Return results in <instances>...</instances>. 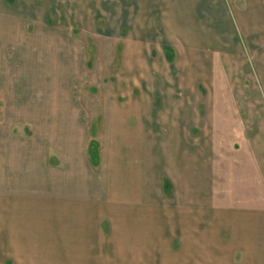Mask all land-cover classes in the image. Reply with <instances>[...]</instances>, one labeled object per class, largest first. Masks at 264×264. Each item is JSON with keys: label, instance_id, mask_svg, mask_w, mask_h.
Here are the masks:
<instances>
[{"label": "crops", "instance_id": "crops-1", "mask_svg": "<svg viewBox=\"0 0 264 264\" xmlns=\"http://www.w3.org/2000/svg\"><path fill=\"white\" fill-rule=\"evenodd\" d=\"M194 1L192 8L209 5L208 0ZM230 1L234 25L226 13L220 19H195L200 12L191 8L192 25L186 29L243 34L250 50L263 57L260 33L241 24L264 22V2L243 0L246 19L235 8L242 0ZM209 23L219 31L209 33ZM9 35L7 41L0 39V261L9 252L29 262L31 248L40 245H78L76 257L86 263L90 246L106 244L96 228L107 220L108 241L119 247L115 260L121 264L129 263L123 249L129 243L140 246V264H264V106L247 103L238 93L249 80V97L260 100L256 74L240 58V48L232 53L218 43L228 64L221 67L217 58L216 66L212 63L216 74L209 79L201 114L183 110L187 99L175 93L169 95L168 109L148 103L140 109V95L123 104L106 103L96 167L81 99L69 88L81 78L79 47L63 41L53 50L45 34H35L38 41L32 38L25 45L17 42L18 34ZM164 47L173 52L172 46L163 44L161 50L173 67L174 57L167 58ZM193 50L210 53L204 41ZM230 53L236 60H229ZM203 65L201 58L195 70L207 77L211 67ZM124 68L130 69L128 62ZM185 81L178 85L184 88ZM135 87L140 90L139 84ZM153 95L163 100L154 84ZM195 118L201 123L197 140ZM18 123L30 126V137L25 128L13 133Z\"/></svg>", "mask_w": 264, "mask_h": 264}, {"label": "rangeland", "instance_id": "rangeland-1", "mask_svg": "<svg viewBox=\"0 0 264 264\" xmlns=\"http://www.w3.org/2000/svg\"><path fill=\"white\" fill-rule=\"evenodd\" d=\"M243 2V0L238 1L240 6L235 8L239 9L241 13L244 12L243 15L247 19L248 7L244 6ZM192 3L195 1L0 0V39L5 38L7 41L11 36L9 34H18L17 42L25 45L32 38V40L38 41L39 38L35 34H45L44 41L48 42L49 47H54L53 50L58 45L62 46L64 42L66 46H71L72 44L68 43L71 41H74L76 47H79L82 58L81 66L83 67H81V78L74 83L73 87L69 86V88L75 99H81V111L84 116L82 124L87 127L88 142L91 141L89 146L92 150L91 156L94 158L95 166L98 167L104 134L106 103L123 104L127 102L128 98L136 99L140 95V109H143L145 103H148V106L152 108L157 106V109L160 110L168 109L169 95L175 93L184 95L187 99L183 110L193 112L194 115L201 114L204 109L203 101L209 95L207 89L211 88L208 85L209 79L216 74L212 63L216 66L218 60L220 66H225V68L228 64L225 63V58L221 57L222 54L220 55L217 49V46L221 48L222 44L225 50L232 53L240 48V58L242 61L244 59L246 63H250L251 70L256 74L260 100H255L252 96L249 97L251 90L249 80V83L244 80L245 84L243 83L241 87L237 88L238 93L244 95L247 103L250 100L251 104L259 105L258 102H260L261 106H264V66L260 65L264 64V55L262 57L259 53L256 55L252 52L253 47L251 46L250 50L248 39L243 34H202L201 30L197 31L198 34H193L192 29H186V27L189 28L187 23L192 25L190 22V9L192 8L190 5ZM208 4L207 7L198 5L192 8L200 12L194 14L195 19L200 20L201 17H207L211 20L213 16L217 15L220 19V16L226 13L225 15H228L232 21L234 10L232 1L208 0ZM257 10L262 11V8H257ZM256 16L257 20L261 19L258 11ZM209 24L211 25L209 33L219 31L216 23ZM250 25L257 29L260 33L258 37L264 43V22L241 24L246 31L251 28ZM234 30L236 31L235 27ZM24 34L29 35L26 36L28 39ZM63 35L67 37L65 40L61 37ZM246 35L248 36V34ZM220 36H225L224 42L220 41ZM20 38L22 39L20 40ZM202 41L208 42L210 49L208 55L203 52L200 55L198 50H193L196 48L197 42ZM187 43H190L192 48ZM163 44L172 46L173 52L170 51V58L174 57L173 67L164 60L161 50ZM260 44L257 43V46ZM226 55L229 60H236V55L232 56L231 53ZM192 58L195 60H191ZM201 58L204 60L205 66L212 69L207 71V77L203 75L202 71L195 70L196 65L200 64ZM137 59L140 62L138 63L140 70L136 69ZM125 62H128L129 68L130 62L134 64L132 68L126 69L124 68ZM254 66H256V70ZM185 68H189V71ZM182 78L186 80L184 88L178 85ZM136 83L140 85V90L135 87ZM153 84L155 93L160 95L162 101H158L154 97ZM215 88L213 89L215 90ZM206 108L209 109V104H206ZM256 109L259 110V108ZM3 116V104H0V125L4 120ZM194 121V139H198L201 123H198L197 118ZM13 124L15 125V123ZM26 127L30 126L18 123L16 128H13V133L25 128V135L30 137V131ZM164 191L167 192L165 189ZM98 223L96 232L104 237L106 244L89 247L88 257L91 261L79 262V256L76 257L78 245L65 247L59 245L43 247L40 245L31 248L33 258L29 262L23 261L21 258H16V260L11 253L6 252L0 264H121L115 260L119 247L108 241L111 234L110 223L107 220ZM92 242L97 243L96 240ZM123 249L128 250V264H140L136 261V259H140V255H138L140 246L129 243ZM176 249L177 244L173 243L172 250ZM99 258L105 261L96 262V259Z\"/></svg>", "mask_w": 264, "mask_h": 264}, {"label": "trees", "instance_id": "trees-1", "mask_svg": "<svg viewBox=\"0 0 264 264\" xmlns=\"http://www.w3.org/2000/svg\"><path fill=\"white\" fill-rule=\"evenodd\" d=\"M164 54L167 58L170 57V49L168 47H164L163 48Z\"/></svg>", "mask_w": 264, "mask_h": 264}]
</instances>
